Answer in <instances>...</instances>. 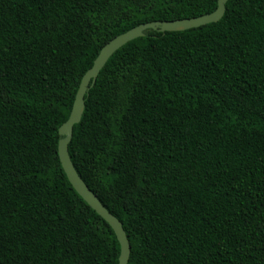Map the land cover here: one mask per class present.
I'll use <instances>...</instances> for the list:
<instances>
[{
	"label": "trees",
	"instance_id": "obj_1",
	"mask_svg": "<svg viewBox=\"0 0 264 264\" xmlns=\"http://www.w3.org/2000/svg\"><path fill=\"white\" fill-rule=\"evenodd\" d=\"M218 0H0V264H119L75 190L59 129L112 39L213 13ZM123 224L129 264H264V0L222 20L147 30L85 98L69 144Z\"/></svg>",
	"mask_w": 264,
	"mask_h": 264
},
{
	"label": "water",
	"instance_id": "obj_2",
	"mask_svg": "<svg viewBox=\"0 0 264 264\" xmlns=\"http://www.w3.org/2000/svg\"><path fill=\"white\" fill-rule=\"evenodd\" d=\"M228 1L229 0H218L217 9L213 13L204 16L175 21L150 22L135 27L112 39L103 47L99 56L95 60L93 67L82 78L75 97L71 115L68 121L59 129L61 139L59 141L58 151L62 166L75 190L104 220L109 223L114 230L121 246L119 264H129L131 256V244L126 231L124 230L123 224L116 216L108 211L98 197L86 185L78 174L69 154V144L73 137L74 126L81 122L85 110V98L90 89L96 84L101 70L105 67L109 59L123 46L137 38L146 36L147 30H154L160 33L180 32L199 28L212 23H218L225 15L226 4Z\"/></svg>",
	"mask_w": 264,
	"mask_h": 264
}]
</instances>
